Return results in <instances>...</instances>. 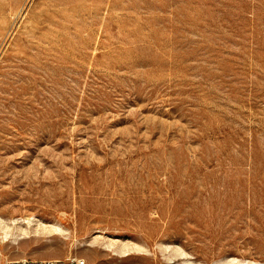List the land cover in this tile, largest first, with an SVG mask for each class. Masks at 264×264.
Instances as JSON below:
<instances>
[{
	"label": "rangeland",
	"instance_id": "rangeland-1",
	"mask_svg": "<svg viewBox=\"0 0 264 264\" xmlns=\"http://www.w3.org/2000/svg\"><path fill=\"white\" fill-rule=\"evenodd\" d=\"M0 228V264H264V0H0Z\"/></svg>",
	"mask_w": 264,
	"mask_h": 264
},
{
	"label": "built area",
	"instance_id": "built-area-1",
	"mask_svg": "<svg viewBox=\"0 0 264 264\" xmlns=\"http://www.w3.org/2000/svg\"><path fill=\"white\" fill-rule=\"evenodd\" d=\"M3 264H88L84 258L68 256L64 258H19L8 259Z\"/></svg>",
	"mask_w": 264,
	"mask_h": 264
},
{
	"label": "bare ground",
	"instance_id": "bare-ground-1",
	"mask_svg": "<svg viewBox=\"0 0 264 264\" xmlns=\"http://www.w3.org/2000/svg\"><path fill=\"white\" fill-rule=\"evenodd\" d=\"M0 229H1V228H0ZM53 230H54V231H57V232H63V231H64V229H63L62 227H60V226H55V227L53 228ZM9 237H10V233H9V231H7L6 229H3V234H2V239H3V241H6ZM0 253H1V250H0ZM242 264H257V263H253V262H248V263H246V262H244V263H242Z\"/></svg>",
	"mask_w": 264,
	"mask_h": 264
}]
</instances>
